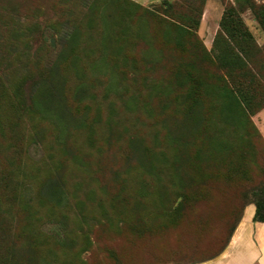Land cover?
<instances>
[{"label":"rangeland","instance_id":"rangeland-1","mask_svg":"<svg viewBox=\"0 0 264 264\" xmlns=\"http://www.w3.org/2000/svg\"><path fill=\"white\" fill-rule=\"evenodd\" d=\"M262 187L264 0H0V264L212 259Z\"/></svg>","mask_w":264,"mask_h":264},{"label":"crops","instance_id":"crops-1","mask_svg":"<svg viewBox=\"0 0 264 264\" xmlns=\"http://www.w3.org/2000/svg\"><path fill=\"white\" fill-rule=\"evenodd\" d=\"M211 38L206 43L210 44ZM249 206L225 249L216 257L190 264H264V222L254 221Z\"/></svg>","mask_w":264,"mask_h":264},{"label":"trees","instance_id":"trees-1","mask_svg":"<svg viewBox=\"0 0 264 264\" xmlns=\"http://www.w3.org/2000/svg\"><path fill=\"white\" fill-rule=\"evenodd\" d=\"M181 3H187V4H190L189 1H181ZM166 4V3H165ZM167 7L169 8H172L171 5H168ZM202 15V12H200V17ZM224 18H225V14H223L222 18H221V22H220V26H222L224 24ZM199 22H200V18H198V20L196 21V24L197 26L199 25ZM224 26V25H223ZM227 39L231 42H233L234 44V40L235 38L238 36V33L234 30H231V31H228L227 32ZM236 49H239L238 47H236ZM239 51V50H238ZM240 52V51H239ZM242 55H244L243 52H241ZM242 55H240L241 57H243ZM236 55H234L235 57ZM218 62H219V59H217ZM249 66V64H248ZM249 67H253L252 64H250ZM253 69V68H252ZM252 71V70H251ZM248 73L249 70H248ZM227 80L229 82H231V90H229L230 92L233 91V93H235V96L237 99H239L240 101H242L243 103L245 101H247L248 99V95L246 93V89H247V85L246 83L243 85L241 83H234L233 79L231 78V75H229V78H227ZM248 82L250 83L251 82V79L248 80ZM227 93V92H226ZM259 191V197H254L253 198V201L252 203H254L255 205V212H254V216H253V220L254 221H259V222H264V187L262 188H258L257 189ZM247 191H250V192H253L254 191V188H247L246 192ZM218 255V254H217ZM215 257V256H214ZM213 258V257H211ZM210 259V258H209Z\"/></svg>","mask_w":264,"mask_h":264}]
</instances>
